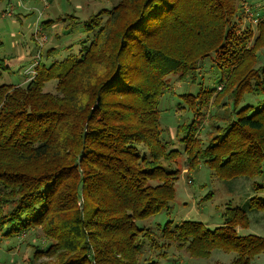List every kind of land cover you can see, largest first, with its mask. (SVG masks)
<instances>
[{"label":"trees","instance_id":"trees-1","mask_svg":"<svg viewBox=\"0 0 264 264\" xmlns=\"http://www.w3.org/2000/svg\"><path fill=\"white\" fill-rule=\"evenodd\" d=\"M82 24L78 49H47L29 80L2 81L0 57V241L29 237L22 264H203L216 250L234 255L217 264H256L264 236L238 228L252 210L264 219V194L213 228L153 218L184 168L264 175V0H118ZM172 75L193 86L173 138Z\"/></svg>","mask_w":264,"mask_h":264},{"label":"rangeland","instance_id":"rangeland-1","mask_svg":"<svg viewBox=\"0 0 264 264\" xmlns=\"http://www.w3.org/2000/svg\"><path fill=\"white\" fill-rule=\"evenodd\" d=\"M118 0H0V57L8 61L9 71L2 75L1 80L9 83L21 81L22 73L30 65L37 52L36 30L43 33L45 41L40 50L45 61L44 52L53 48L54 54L48 60L62 59L69 49H78V40L84 36L82 21L91 13L101 8H109ZM245 21L255 32L256 18L252 19L251 9L244 5ZM76 22V23H75ZM70 23V24H68ZM69 26H66V25ZM172 75L168 81L172 82L173 92L166 95L162 102V122L167 129V136L173 138L177 126L191 119V113L186 108L179 109L181 102L179 94L190 90L188 86L176 80ZM54 82L44 86L45 91H52ZM221 89V86L218 87ZM188 176L192 183H188ZM190 180V179H189ZM255 180V182H253ZM255 184L262 186L261 190H254ZM174 198L170 202L168 213L163 211L157 214L153 221L164 223L167 220L178 222L181 220L200 221L205 226L213 228L221 223V213L228 205L241 206L247 198L264 194V175L255 179L236 177L221 179L215 171L201 165L199 170L191 173L182 169L180 176L174 182ZM250 224L247 228H238L240 234L254 233L264 236V219L261 213L248 212ZM151 225L152 220L144 222ZM29 237L22 235L12 240L0 241V264H22L25 255L29 252L26 241ZM181 257L186 256L178 251ZM173 254L171 252V256ZM233 253L216 250L211 257L203 260V264L229 263ZM254 263L264 264V253L254 258Z\"/></svg>","mask_w":264,"mask_h":264},{"label":"built area","instance_id":"built-area-1","mask_svg":"<svg viewBox=\"0 0 264 264\" xmlns=\"http://www.w3.org/2000/svg\"><path fill=\"white\" fill-rule=\"evenodd\" d=\"M35 37L37 39V43H38L37 48L38 49H37V52L35 54V57H34L32 63L24 71L25 75L27 76V80L31 79V77H33V75L35 73V66L37 65L38 61L41 59L40 50H41L43 43L45 41L44 34L39 32V30H36ZM188 183H190V180H188Z\"/></svg>","mask_w":264,"mask_h":264}]
</instances>
